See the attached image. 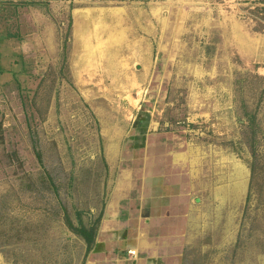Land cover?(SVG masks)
I'll list each match as a JSON object with an SVG mask.
<instances>
[{"label": "rangeland", "instance_id": "obj_1", "mask_svg": "<svg viewBox=\"0 0 264 264\" xmlns=\"http://www.w3.org/2000/svg\"><path fill=\"white\" fill-rule=\"evenodd\" d=\"M165 207L151 264H264V0H0V264H135Z\"/></svg>", "mask_w": 264, "mask_h": 264}, {"label": "crops", "instance_id": "obj_2", "mask_svg": "<svg viewBox=\"0 0 264 264\" xmlns=\"http://www.w3.org/2000/svg\"><path fill=\"white\" fill-rule=\"evenodd\" d=\"M165 208H166V211H163L164 209L160 208L158 213L155 215L154 221H156V222L153 221V224H151V226H149V227H148V223L146 224L147 228H145V231L142 232L143 233L142 236H147L148 240H150V241H148L150 246L146 245L147 247H145V248H143L144 246L143 247L137 246L136 251L143 248V249H141V251H143L144 254L142 256H136L135 255V257H136L135 264H151L154 261L156 262V260H158L160 262L161 261L160 260L161 253L169 250V243H167V240H169V236H168L169 234H167L168 232L163 233V231H162L161 233H159L158 231H155V229L158 228V226H159L158 230H162L163 227H165V224H168L169 226H171L173 224L176 225L175 222L177 220L176 221L161 222V221H164L167 218L171 217L168 214V207H165ZM155 219H162V220L157 221ZM99 230H100V227H99ZM98 233H99V231H97V237H96L97 240H98ZM123 240H125V239H120V238L114 239V241L117 242V243H114V244H116L115 245L116 247H114V249L111 248L112 247L111 244H113V243H110L108 245V247H104V249L101 252L93 253V257H91V259L86 260L85 264H93V262H94V264H115L114 261H116V264H123V260H122L124 258L123 257V255H124L123 250L124 249L123 248L126 249L128 246H130V243L127 245L122 244V243H124ZM144 240L145 239L142 237L141 244L144 242ZM136 253L137 252H135V254Z\"/></svg>", "mask_w": 264, "mask_h": 264}, {"label": "trees", "instance_id": "obj_3", "mask_svg": "<svg viewBox=\"0 0 264 264\" xmlns=\"http://www.w3.org/2000/svg\"><path fill=\"white\" fill-rule=\"evenodd\" d=\"M74 231L79 234L86 243V250H88L93 242L95 228L89 227L85 228L83 225L78 226L77 228H73Z\"/></svg>", "mask_w": 264, "mask_h": 264}, {"label": "bare ground", "instance_id": "obj_4", "mask_svg": "<svg viewBox=\"0 0 264 264\" xmlns=\"http://www.w3.org/2000/svg\"><path fill=\"white\" fill-rule=\"evenodd\" d=\"M132 254H133V252H132Z\"/></svg>", "mask_w": 264, "mask_h": 264}]
</instances>
